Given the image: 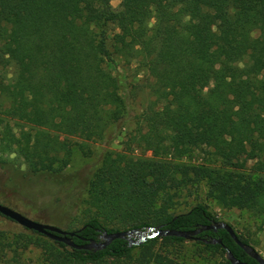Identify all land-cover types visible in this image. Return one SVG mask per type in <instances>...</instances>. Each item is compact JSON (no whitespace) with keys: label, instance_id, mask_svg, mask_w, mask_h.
I'll use <instances>...</instances> for the list:
<instances>
[{"label":"trees","instance_id":"trees-1","mask_svg":"<svg viewBox=\"0 0 264 264\" xmlns=\"http://www.w3.org/2000/svg\"><path fill=\"white\" fill-rule=\"evenodd\" d=\"M110 1L0 0V170L12 154L33 175L61 174L73 146L85 153L87 142L126 121L121 83L102 66L111 61L112 24L111 52L145 71L153 99L125 150L103 153L84 180L72 242L97 241L101 231H187L218 222L199 203L173 211L180 193L200 184L206 198L263 227L264 0H119L116 10ZM198 235L196 244L221 255L224 246L239 262L256 264L224 230ZM209 238L222 246L200 241ZM4 239L0 230V248ZM158 241L184 240L128 247L116 239L96 252L50 240L47 253L50 264H149L161 259L152 252Z\"/></svg>","mask_w":264,"mask_h":264},{"label":"rangeland","instance_id":"rangeland-1","mask_svg":"<svg viewBox=\"0 0 264 264\" xmlns=\"http://www.w3.org/2000/svg\"><path fill=\"white\" fill-rule=\"evenodd\" d=\"M116 10L119 0L109 2ZM152 20L147 24L151 27ZM105 46L110 60L103 62V68L110 75L118 78L123 88L128 106L126 121L109 126L100 141L87 142L88 151L81 153L76 146L61 174L51 175L50 169L33 175L29 168L12 154L5 158L7 166L0 170V204L13 209L30 220L55 228L72 231L78 228L82 219V207L79 203L81 187L86 177L99 165L105 152H122L133 133L139 114L153 98L148 93L150 79L135 62H123L113 54L110 37L117 32L112 24L106 26ZM257 31L251 33L257 36ZM13 76V67L6 69L8 80ZM75 141V139H71ZM138 153V152H137ZM245 161L241 167L250 166ZM203 184L183 190L173 211H185L190 205L202 204L218 222L230 225L233 230L246 238L250 246L264 259V226L258 228V221L249 213L236 209H226L206 198ZM0 230L5 239L0 248V264H50V240L33 234L16 223L0 216ZM17 241V244L15 243ZM27 244L22 247V244ZM19 244V245H18ZM134 254L136 250L132 251ZM154 255H159L161 262L151 260L149 264H217L225 259L218 251L210 250L191 240L182 242L158 241L152 248Z\"/></svg>","mask_w":264,"mask_h":264},{"label":"water","instance_id":"water-1","mask_svg":"<svg viewBox=\"0 0 264 264\" xmlns=\"http://www.w3.org/2000/svg\"><path fill=\"white\" fill-rule=\"evenodd\" d=\"M0 216L16 223L20 227L32 231L36 234L42 235L49 240L54 242L61 243L69 248L75 250H86V251H100L104 249L107 245H109L113 240L121 239L127 242V246H139L143 244L148 239L152 238H161V237H174L180 238L183 240H193L197 241L199 238L197 237L198 234L211 231L216 232L217 230H224L234 244L242 250V252L250 259H252L256 264H264V259L252 248L250 245L243 244L238 238L236 237L235 233L233 232L232 228L224 222H211L208 225H201L196 226L192 230L187 231H180L174 229H161L159 227L156 228H145L142 230L139 229H130L126 231H118L112 233H106L105 231H101L97 237V241L88 240L84 244L76 245L72 242V237L75 236V231H65L53 226H48L46 224L33 221L28 219L27 217L23 216L19 212L10 209L2 204H0ZM79 240L83 241V239L79 238ZM201 243L207 245H220L222 243L219 239H200ZM224 251L225 259L230 264H245L244 262H239L236 260L231 252L224 246H222Z\"/></svg>","mask_w":264,"mask_h":264},{"label":"flooded vegetation","instance_id":"flooded-vegetation-1","mask_svg":"<svg viewBox=\"0 0 264 264\" xmlns=\"http://www.w3.org/2000/svg\"><path fill=\"white\" fill-rule=\"evenodd\" d=\"M199 238H202L201 236L198 235Z\"/></svg>","mask_w":264,"mask_h":264}]
</instances>
